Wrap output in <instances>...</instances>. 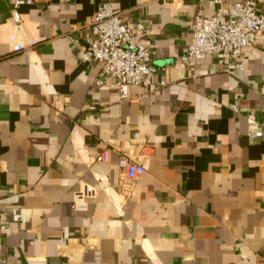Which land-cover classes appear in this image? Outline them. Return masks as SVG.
<instances>
[{
	"label": "crops",
	"instance_id": "1",
	"mask_svg": "<svg viewBox=\"0 0 264 264\" xmlns=\"http://www.w3.org/2000/svg\"><path fill=\"white\" fill-rule=\"evenodd\" d=\"M246 1L0 0V264H264V32L232 73L180 65L196 17ZM105 3L144 24L151 87L98 85L79 58Z\"/></svg>",
	"mask_w": 264,
	"mask_h": 264
},
{
	"label": "built area",
	"instance_id": "2",
	"mask_svg": "<svg viewBox=\"0 0 264 264\" xmlns=\"http://www.w3.org/2000/svg\"><path fill=\"white\" fill-rule=\"evenodd\" d=\"M71 1V0H66ZM14 10L22 5H33L35 0H11ZM16 21L18 19L16 18ZM20 27V24H16ZM145 26L138 23L133 29L124 22L122 16L113 8L111 3L101 5L92 20V38L87 44L79 45V58L85 63H96L100 67L98 85L104 83V78L113 79L120 88L142 87L147 89L153 85L156 74L154 66L155 52L144 46L137 38L143 34ZM264 32V15L257 10L256 0L238 2L228 8H219L208 18L196 17L194 33L187 52L181 57L180 65L188 70H194L198 60L218 56L223 63V70L232 73L240 68L239 60L243 50L255 44L258 34ZM18 31L10 38L14 51H22L26 45L19 42ZM161 87L167 81L159 83ZM234 112H239L237 104L233 105ZM251 130L249 136L261 139L262 131L259 123L250 118ZM110 160V150L104 151L97 157L99 162ZM120 165L128 181H134L142 176L146 169L143 165L122 158ZM89 191L77 193L74 208L77 211L87 209L85 199L90 198ZM91 194V193H90Z\"/></svg>",
	"mask_w": 264,
	"mask_h": 264
}]
</instances>
